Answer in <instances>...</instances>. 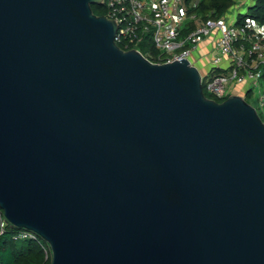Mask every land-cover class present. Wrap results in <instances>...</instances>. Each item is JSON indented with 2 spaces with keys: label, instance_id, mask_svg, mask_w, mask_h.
<instances>
[{
  "label": "water",
  "instance_id": "water-1",
  "mask_svg": "<svg viewBox=\"0 0 264 264\" xmlns=\"http://www.w3.org/2000/svg\"><path fill=\"white\" fill-rule=\"evenodd\" d=\"M104 0H0V208L51 264H264V121Z\"/></svg>",
  "mask_w": 264,
  "mask_h": 264
},
{
  "label": "built area",
  "instance_id": "built-area-1",
  "mask_svg": "<svg viewBox=\"0 0 264 264\" xmlns=\"http://www.w3.org/2000/svg\"><path fill=\"white\" fill-rule=\"evenodd\" d=\"M104 2L107 16L118 25V44L139 51L141 44H153L156 61L150 60L155 58L151 52H140L154 63L187 58L200 71L206 90L220 99L240 93L245 98L248 91L251 98L255 87V103L264 114V24L251 16L239 17L242 13L203 18L191 10L198 0ZM195 52L199 54L196 59ZM200 60L208 65L205 72L198 65ZM20 237L34 238L36 234L26 231Z\"/></svg>",
  "mask_w": 264,
  "mask_h": 264
},
{
  "label": "trees",
  "instance_id": "trees-1",
  "mask_svg": "<svg viewBox=\"0 0 264 264\" xmlns=\"http://www.w3.org/2000/svg\"><path fill=\"white\" fill-rule=\"evenodd\" d=\"M191 1V0H189ZM237 0H198L196 6L192 7V11L197 12L203 18L220 17L232 8ZM92 9L97 15H107V7L105 2L102 4H93ZM251 16L264 24V0H252V5L247 9L245 14H239V17ZM123 49H131L124 44H119ZM145 47H142V46ZM146 48L155 58H150L156 61L157 50L151 43L141 44L140 51ZM205 94L218 101H223L211 93H209L203 85ZM246 101L253 104L250 98V92L246 94ZM262 120L263 116L259 114ZM26 230L12 225L8 222L0 208V264H51L52 253L49 244L39 235L36 237L22 238V233Z\"/></svg>",
  "mask_w": 264,
  "mask_h": 264
},
{
  "label": "rangeland",
  "instance_id": "rangeland-1",
  "mask_svg": "<svg viewBox=\"0 0 264 264\" xmlns=\"http://www.w3.org/2000/svg\"><path fill=\"white\" fill-rule=\"evenodd\" d=\"M244 1H245V3L243 5H241V6H239V7L235 6V7L230 8L229 11H228L229 16L237 15L238 13H242V14L246 13V11L248 9V6L251 3V0H244ZM237 2L238 3H240V2L242 3L243 0H239ZM142 47H145V46L143 45ZM140 48H141V46H140ZM147 51H149V50L146 48V50L144 52L146 53ZM195 54H196L197 57H199L198 52H195ZM198 65H200L203 68L202 69L203 72H205L208 69V65H207L205 60H200ZM233 87H235V85L231 86L230 92L232 91ZM253 90H254V94L251 97L252 98L251 101L256 106L259 114L264 116L262 109L258 105H256V103H255V101H256L255 98L257 96V90L255 89V87H254ZM239 95H243V93H240Z\"/></svg>",
  "mask_w": 264,
  "mask_h": 264
},
{
  "label": "crops",
  "instance_id": "crops-1",
  "mask_svg": "<svg viewBox=\"0 0 264 264\" xmlns=\"http://www.w3.org/2000/svg\"><path fill=\"white\" fill-rule=\"evenodd\" d=\"M237 1H239V0H237ZM237 1H236L235 5H234L233 7H235V6L239 7V6H241V5H243V4L245 3L244 0H243V3H241V2L238 3ZM251 5H252V0H251L250 5L248 6V8H249ZM203 46H205V44H203ZM193 57L196 59V58H197L196 54H193Z\"/></svg>",
  "mask_w": 264,
  "mask_h": 264
}]
</instances>
